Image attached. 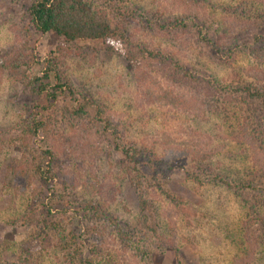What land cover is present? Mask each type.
Instances as JSON below:
<instances>
[{"label":"rangeland","instance_id":"1","mask_svg":"<svg viewBox=\"0 0 264 264\" xmlns=\"http://www.w3.org/2000/svg\"><path fill=\"white\" fill-rule=\"evenodd\" d=\"M104 2L97 1L109 11L113 25L122 26L133 40L172 54L195 76L211 78L230 93L204 99L199 117L161 107L147 97L145 86H137L119 48L111 51L93 41L66 43L53 33L36 35L26 18L30 0H0V138L33 104L20 72L40 75L47 55L59 47L65 50L62 77L78 95L106 108L119 135L99 139L88 134L86 124L63 113L71 102L61 96L31 146L35 156L47 149L55 153L52 181L44 184L28 169L22 174L19 168H32L33 158L26 163L18 148L0 147V264H21V254L38 264H65L58 233L69 231L90 248L93 241L84 226L91 218L83 210L87 203L108 205L107 213L128 225L135 241L141 238L136 244L149 253V264H264V107L259 102L245 105L243 96L232 92L237 86L264 89V59H253L243 48L250 34L264 27V0H126L120 15ZM185 17L204 24L188 22L193 31L179 37L151 27ZM204 32L214 41L236 38L242 52L233 50L231 58L216 56L199 40ZM11 64L20 65L19 74L8 68ZM117 145L150 150L159 158H165L169 148L170 157H177L175 148L205 157L172 160L165 190L176 202L162 192L152 193L162 242L144 234L139 225L137 197L131 180L119 170L125 159ZM191 172L200 183L187 179ZM144 173L156 176L151 167ZM32 212L38 220L45 217L60 225L48 234L50 250L37 239V225L25 223ZM115 245L123 251L124 246ZM124 248L133 254H128L131 264L143 263L136 250Z\"/></svg>","mask_w":264,"mask_h":264},{"label":"trees","instance_id":"2","mask_svg":"<svg viewBox=\"0 0 264 264\" xmlns=\"http://www.w3.org/2000/svg\"><path fill=\"white\" fill-rule=\"evenodd\" d=\"M97 1L101 0H30L26 9L28 27L36 35L53 33L63 38L66 43L93 41L102 43L111 51L119 48L132 66L137 86L141 89L145 86L144 93L147 97L153 100L152 103L160 104L161 107L199 117L204 112V99L220 97L223 93L226 96L229 95L230 88L228 89L211 78L195 76L192 71L175 61L172 54L164 53L133 40L122 26L113 25L109 11L101 7L102 4L98 5ZM103 1H105L104 6L115 12L113 14L120 15V8L126 0ZM185 18L187 19L175 18L174 23L163 25L156 22L154 26L151 23V27L157 33L171 34L172 32L179 37L182 33L190 34L193 31L188 22H191L193 26L204 24L201 23L202 20L195 22L193 19ZM250 35L247 45L243 46L244 50L253 59L263 60L264 27L258 33L253 32ZM199 40L219 57L231 58L235 53L233 50L237 49L242 52L236 38H230L229 42H225L224 39L214 41L208 37V32H204V35L199 36ZM256 46H259L258 49ZM64 54L65 50L59 47L55 52L47 55L42 64L40 75H27L24 71L19 74L17 72L21 69L20 65L11 64L8 67H11L10 70L15 74H19L23 88L32 96L33 104L24 119L1 136L0 147L18 148L26 163L29 162L28 158L32 157L35 165L32 168L21 167L19 168L20 172L25 174V170L28 169L32 177L44 184H48L54 178L52 159L55 158V153L51 149H47L35 156L31 146L33 138L38 132L46 129L44 118L48 111L54 107L59 97L64 96L70 99L71 108H66L63 112L68 120L86 124L88 134H93L99 139L107 134L119 139L118 126L114 124L113 118L108 114L106 108L87 95H78L72 83L62 77L61 69L65 63ZM16 62L14 61V63ZM162 82L166 84L162 85ZM262 90L254 91V88L248 85L237 86L232 92L243 96L247 101L243 102L245 105L259 102L264 107V92L262 93ZM115 149L125 159L119 170L126 174L134 188L140 215L139 225L144 231L142 232L150 234L162 242L161 237L158 236L152 213V193L162 192L167 199L176 202L165 190V182L168 181L172 169V160L188 158L196 162V160L205 157H202L198 151L180 148L174 149L173 154L177 152V157L169 156V153H172L169 148V153L165 158L156 157L155 153L150 150H141L131 145H117ZM145 167H151L156 176L152 179L147 178L144 173ZM186 177L190 181L200 183L198 174L194 172L188 173ZM226 184L229 186L228 183ZM83 210L86 216H91L88 218L89 220L85 219L84 226L89 233V240L93 241V244L89 248L80 237L72 235L70 231L67 235L58 233L61 237L59 247L65 253V264H131L128 254L131 257L133 254L124 247H130L141 254L143 261L141 264H149L145 262L148 261L149 253L147 250L138 248L136 244V241L139 243L141 238L138 237L135 241L128 225L118 222L107 213L108 205L87 203ZM66 212H70V210L67 209ZM38 219L37 213L32 212L26 217L25 223L37 225L36 237L47 251L52 248L48 234L51 231H56L60 225L48 221L45 217L42 220ZM262 222L260 220L259 224ZM107 229H109V233ZM116 242L124 246L122 252L115 248ZM17 259L21 264H38L32 260L31 256L25 257L21 254Z\"/></svg>","mask_w":264,"mask_h":264}]
</instances>
